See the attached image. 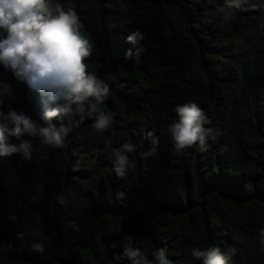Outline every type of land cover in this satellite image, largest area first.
<instances>
[{
	"label": "trees",
	"instance_id": "16d2710c",
	"mask_svg": "<svg viewBox=\"0 0 264 264\" xmlns=\"http://www.w3.org/2000/svg\"><path fill=\"white\" fill-rule=\"evenodd\" d=\"M52 2L75 5L112 124L100 133L99 112L78 127V115L57 117L72 131L46 161L0 155V264H132L127 236L171 264H201L192 248L213 246L236 249L230 264H264L259 240L257 253L246 247L264 227V0H240L227 23L216 9L229 0ZM136 29L142 53L127 41ZM0 82L13 90L0 109L31 112L27 86L3 65ZM188 102L212 131L204 149L177 152L168 125ZM123 143L134 167L119 177L110 153Z\"/></svg>",
	"mask_w": 264,
	"mask_h": 264
},
{
	"label": "clouds",
	"instance_id": "9594fccd",
	"mask_svg": "<svg viewBox=\"0 0 264 264\" xmlns=\"http://www.w3.org/2000/svg\"><path fill=\"white\" fill-rule=\"evenodd\" d=\"M213 3V0H208ZM240 0H229V7H218L216 15L225 23L236 15ZM145 34L139 29L127 36V41L140 45ZM92 45L81 32L80 18L75 5L67 10L52 0H0V65L13 74V78L27 86L26 99L31 112L9 108L0 109V155H19L31 162L48 159L50 151L63 146L64 137L72 127L59 130L51 123L57 117L78 115L83 121L86 115L95 116L92 127L100 133L112 124V115L100 111V105L110 95L109 86L88 70L86 59L92 55ZM131 49L126 56H131ZM140 63L139 59L136 61ZM13 90L6 82H0V98L11 96ZM175 120L168 125L171 140L177 152L197 143L204 149L211 129H206L203 110L195 103H181L174 108ZM35 113V117L33 114ZM38 141V143H34ZM133 145L123 143L110 153L113 170L125 177L134 167L128 153ZM134 237H125L124 256L132 264H171L163 248L154 251L152 258L133 246ZM259 242L264 245V227L259 231ZM37 248L42 246L37 244ZM236 249L222 251L219 246L202 250L194 247L191 257L201 264H230Z\"/></svg>",
	"mask_w": 264,
	"mask_h": 264
},
{
	"label": "rangeland",
	"instance_id": "374dc122",
	"mask_svg": "<svg viewBox=\"0 0 264 264\" xmlns=\"http://www.w3.org/2000/svg\"><path fill=\"white\" fill-rule=\"evenodd\" d=\"M259 237L249 235L246 241V247L249 253H257V245H258Z\"/></svg>",
	"mask_w": 264,
	"mask_h": 264
}]
</instances>
